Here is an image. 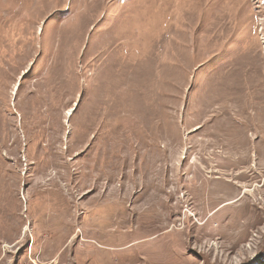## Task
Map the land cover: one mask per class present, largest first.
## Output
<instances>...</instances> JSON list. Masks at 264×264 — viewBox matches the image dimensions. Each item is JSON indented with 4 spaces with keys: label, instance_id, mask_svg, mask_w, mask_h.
Instances as JSON below:
<instances>
[{
    "label": "rangeland",
    "instance_id": "374dc122",
    "mask_svg": "<svg viewBox=\"0 0 264 264\" xmlns=\"http://www.w3.org/2000/svg\"><path fill=\"white\" fill-rule=\"evenodd\" d=\"M0 264H264V0H0Z\"/></svg>",
    "mask_w": 264,
    "mask_h": 264
}]
</instances>
